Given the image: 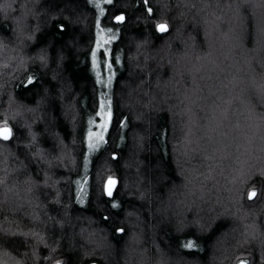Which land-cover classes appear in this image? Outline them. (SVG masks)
Wrapping results in <instances>:
<instances>
[{
	"label": "trees",
	"instance_id": "16d2710c",
	"mask_svg": "<svg viewBox=\"0 0 264 264\" xmlns=\"http://www.w3.org/2000/svg\"><path fill=\"white\" fill-rule=\"evenodd\" d=\"M148 7L151 16L134 0H0V125L12 128L0 139V264H124L139 227L144 264H264V0ZM97 19L105 40L117 35L94 66ZM158 23L175 29L160 34ZM102 100L106 142L90 152ZM227 210L243 227L219 216ZM244 230L260 242L243 241ZM136 251L127 264H142Z\"/></svg>",
	"mask_w": 264,
	"mask_h": 264
},
{
	"label": "snow or ice",
	"instance_id": "6c2138e0",
	"mask_svg": "<svg viewBox=\"0 0 264 264\" xmlns=\"http://www.w3.org/2000/svg\"><path fill=\"white\" fill-rule=\"evenodd\" d=\"M88 2H91V0H85V3H88ZM106 4L108 5H113L114 4V0H105ZM134 2H138V3H142L144 6H145V10H146V13L151 16L152 13H153V8L152 7H148V3H149V0H134ZM95 7L96 8H99L100 11H99V15L101 17H103L105 15V10L104 8L100 7V5L97 3L95 4ZM114 21L116 24H124L127 20L126 16L124 14H120V15H115L113 17ZM94 26L96 29H98L97 31V36L99 37V39H97L96 41V51H93L92 52V61H93V65L94 66H97V51H99L100 49L103 48V51L104 53H107L108 52V49L107 47H105V45H108L111 43L112 40L116 39V33H112V30L111 29H108V32L111 34V39L109 40H105L103 38V33H104V29L100 27V20L97 19L95 20L94 22ZM0 27H3V25H0ZM59 29L61 31L64 30V25H59L58 26ZM175 29V25H169L168 23H158V24H155V30L160 33V34H164V33H169L170 30H174ZM60 57H58L59 59ZM40 59L44 62H46V57L45 56H41ZM106 66V68L110 71L111 68H112V65L111 63H109L107 61V59L104 60L103 62ZM97 75L99 76V72L97 73ZM100 83H104L103 80H100L99 81ZM111 82H112V78L111 76L108 77L107 79V84L108 86L111 85ZM36 81L33 79V78H28L27 80V84L23 85L24 87H28L29 85H33L35 84ZM45 95L47 94V90L45 89ZM109 104H110V101H109ZM104 108H105V105L103 103V100L101 101V104H100V111L97 113L98 116L100 117H103V123H101L99 125V128L103 129V130H107V127H108V123L111 119V111L109 109V111L107 113H105L104 111ZM91 123V121H90ZM122 127L126 126V124H122L121 125ZM96 141L95 143L92 142V134H90L89 136V151L90 152H95L96 150H98V148L100 147L101 143H105L106 141H104V137H103V134L102 132L101 133H96ZM0 139L4 140V141H8L10 139H12V129L10 127L7 126L6 122H5V125L4 126H0ZM33 141H35V136L32 137ZM37 157H39V160L38 161H34L35 163H39V161H42L44 159L43 155L39 152H37L35 154ZM112 159H117V157L114 155L112 157ZM261 179L264 180V174H261ZM3 181H0V184H2ZM117 184V181L111 177L108 178L107 180V183L105 185V192H106V195L108 197H112L113 195V189L115 188ZM258 192L256 191L255 187L252 188L251 191H249L247 193V199L248 200H252V201H255L258 197ZM82 202V201H81ZM113 208H119L120 205L119 204H116V203H113L111 205ZM105 220L108 219V217H104ZM117 233H123L124 232V229L123 228H120V229H117L116 230ZM183 248L185 249H188V250H192V249H198V245H196L193 241H189L185 244L182 245ZM56 264H64L63 261L61 260H57L56 261ZM241 264H247V261L246 260H242L241 261Z\"/></svg>",
	"mask_w": 264,
	"mask_h": 264
},
{
	"label": "rangeland",
	"instance_id": "374dc122",
	"mask_svg": "<svg viewBox=\"0 0 264 264\" xmlns=\"http://www.w3.org/2000/svg\"><path fill=\"white\" fill-rule=\"evenodd\" d=\"M189 5V7H192V6H190V4H188ZM187 5V6H188ZM161 68V67H160ZM64 117L67 119L68 117L66 116V113H65V115H64ZM68 120V119H67ZM101 123H103V119L102 120H100V122L99 123H97L95 126V130L94 131H91V132H88V134H87V139H88V146H89V136H90V134H92V142L94 143L95 141H96V133H101L102 132V134H104V131L105 130H103V129H101V128H99V125L101 124ZM61 145V144H60ZM59 145V146H60ZM89 149V148H88ZM59 159L60 158H54L53 157V161L54 162H57V161H59ZM67 159V158H66ZM251 163V162H250ZM250 163H248V165L250 164ZM174 193H172V195H173ZM171 195V196H172ZM169 196V195H168ZM140 198V197H139ZM138 198V199H139ZM168 198L169 197H167V201H168ZM178 205V204H177ZM180 205H182V207H184V208H182V210H183V213L184 212H187L188 210H189V207H190V205H191V203L190 204H187V205H185V206H183V203H180ZM193 205V204H192ZM167 206H169V204H167ZM18 207V206H17ZM175 207H177V206H175ZM170 208V207H169ZM167 211V210H166ZM228 212H220V214H219V216L220 217H222V218H229L230 216V218H233V220H234V222H237V223H242L241 221H239V217L237 216L238 214H236L235 212H232V213H230V211L229 210H227ZM180 212L182 213V211H181V209H180ZM158 214L160 213V212H157ZM128 215H130V214H128ZM188 221V220H187ZM138 222H142V220L140 219V218H138ZM192 225H196V226H198V227H201L200 225V222L199 221H197V220H194V222H193V224ZM138 225H136V227H137ZM230 226V225H229ZM232 227H233V225H232ZM242 227H243V223H242ZM138 228V227H137ZM152 227H150V230L153 232V230L151 229ZM234 228H235V226H234ZM233 229V228H232ZM243 229V228H242ZM251 232H247L246 230H244L243 231V234H241L240 233V235H241V237H242V240L243 241H255V240H257V241H259L258 240V238H256V236H253L252 234H250ZM92 234V233H91ZM88 235L87 233H84V234H82L83 235V237H82V239L86 242V243H88V244H91V245H94L95 247H97V248H104L105 249V247L104 246H102V245H100L99 243H97V242H95V241H97V237H96V234H94V235ZM249 235V236H248ZM259 237V236H258ZM154 239V236L152 235V240H151V242H150V246L151 247H155V249H158L157 248V246H156V243H155V239ZM261 240V239H260ZM143 242H145V240H144V231H143V228L142 227H139V233L138 234H134V235H132L131 237H130V239L126 242V245H125V249H124V251H123V253L125 254V256L121 259L122 260V262H124V264H127V261L129 260V259H131V257H135V253H137V251L136 250H138V254H139V256H140V258L142 259V264H144L145 263V261H146V254H147V251H148V248L147 249H141V246L143 245ZM214 243H212L213 245L212 246H210V250H211V254H212V252H214L215 253V251H218L219 249H220V247H221V245H223V243H222V240H220L219 239V237H216L215 239H214V241H213ZM260 242V241H259ZM222 243V244H221ZM241 244V243H240ZM238 245L239 247H241L242 245ZM109 248V250H108V253L109 254H113V249L112 248H110V247H108V246H106V249H108ZM157 252H160L159 250H157ZM160 254V253H159ZM132 255V256H131ZM212 259H215L213 256H212ZM144 261V262H143ZM172 263H174V264H192V263H189V262H187L186 260H183V259H181V260H176V261H172V260H168L167 258L165 259H163V260H160V261H158V262H155L154 264H172ZM213 263V262H212ZM139 264H141V263H139Z\"/></svg>",
	"mask_w": 264,
	"mask_h": 264
},
{
	"label": "water",
	"instance_id": "95a60500",
	"mask_svg": "<svg viewBox=\"0 0 264 264\" xmlns=\"http://www.w3.org/2000/svg\"><path fill=\"white\" fill-rule=\"evenodd\" d=\"M5 125V124H4ZM4 125H0V126H4ZM8 127H10L9 125H7ZM11 128V127H10ZM12 129V128H11Z\"/></svg>",
	"mask_w": 264,
	"mask_h": 264
},
{
	"label": "flooded vegetation",
	"instance_id": "af4514ba",
	"mask_svg": "<svg viewBox=\"0 0 264 264\" xmlns=\"http://www.w3.org/2000/svg\"><path fill=\"white\" fill-rule=\"evenodd\" d=\"M240 264H241V262H240Z\"/></svg>",
	"mask_w": 264,
	"mask_h": 264
}]
</instances>
